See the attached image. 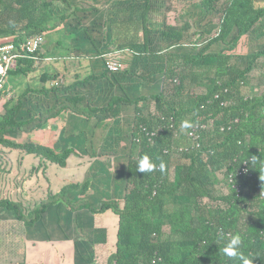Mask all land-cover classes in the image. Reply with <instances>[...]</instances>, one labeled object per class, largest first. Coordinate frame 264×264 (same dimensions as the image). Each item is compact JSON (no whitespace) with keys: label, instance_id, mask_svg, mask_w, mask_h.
Returning <instances> with one entry per match:
<instances>
[{"label":"trees","instance_id":"16d2710c","mask_svg":"<svg viewBox=\"0 0 264 264\" xmlns=\"http://www.w3.org/2000/svg\"><path fill=\"white\" fill-rule=\"evenodd\" d=\"M44 34L39 65L20 59L9 76L26 77L46 61H60L63 73L43 65L34 87L0 98V209L23 228L61 204L111 213L110 238L95 230L89 247H74L81 264H240L220 251L236 232L244 254L264 264V0H0V39ZM111 52L122 70L105 68ZM83 58L89 71L68 81V63ZM155 83L157 92L141 93ZM65 113L119 119L120 197L91 204L89 181L51 191L47 167L64 168L73 149L24 135ZM184 121L192 126L182 129ZM195 127L198 148L187 136ZM145 153L166 171H136ZM24 194L28 206L19 203Z\"/></svg>","mask_w":264,"mask_h":264},{"label":"rangeland","instance_id":"374dc122","mask_svg":"<svg viewBox=\"0 0 264 264\" xmlns=\"http://www.w3.org/2000/svg\"><path fill=\"white\" fill-rule=\"evenodd\" d=\"M51 35L55 39L60 34ZM49 36L50 34L43 35V48L47 46ZM50 64L63 73V66L60 61H46L26 77L11 74L8 78V84L15 92L27 86L34 87L33 77L38 75L43 65ZM67 70L69 71L67 74L68 81L74 72L83 77L89 71L88 61L83 58L79 61L69 62ZM158 86L156 83L153 86H147L141 90V93H155L158 91ZM131 110V108H126L119 116L122 122L121 126L124 127L123 130L131 118ZM114 118L116 119V117ZM118 121L110 119L105 123H97L94 119L84 121L78 116L65 113L48 128L46 127L37 133L24 135V139L33 142L43 141L54 147L56 151L58 150L57 152L64 146L73 149V153L68 157L64 168L59 166L47 167L46 175L51 191L56 192L62 186L72 182L89 181L86 199L91 204L96 205L99 201L120 197L125 171L123 147L126 140L125 132L120 131L119 126L116 125ZM127 137L126 134V139ZM98 138L101 146L97 144ZM92 139L95 145L91 143L90 146ZM113 143L118 147L114 146ZM34 176L35 180L37 177ZM38 176L41 177V174L38 173ZM39 185L42 191L46 190L47 187L44 188L43 184ZM8 187L10 186L8 185ZM22 199H19L20 205L28 206L27 203L32 198L24 194ZM48 214L37 226L34 228L26 227V229L23 228L21 222L12 218L5 209H0V227L10 229L11 237H18L13 241L12 239L8 242L0 241V256H2L0 260L4 259L0 262L3 264H81L73 256L74 247L77 246L80 250L84 246L89 247L92 243L88 242L89 233L92 234L95 230H104L108 235L107 238L113 234L115 219L109 212L93 215L87 211H71L61 204L58 206V210L53 211L51 209ZM29 238L34 240L33 243H25ZM7 255L10 257L9 260L6 258Z\"/></svg>","mask_w":264,"mask_h":264},{"label":"built area","instance_id":"2783aa9c","mask_svg":"<svg viewBox=\"0 0 264 264\" xmlns=\"http://www.w3.org/2000/svg\"><path fill=\"white\" fill-rule=\"evenodd\" d=\"M43 36L32 35L26 39L15 42L12 38L0 39V98L10 99L13 96L11 86L8 84L9 74L14 72L20 59L30 58L34 66L39 65L38 58L34 55L43 50ZM105 68L110 72L123 69L119 52H111L103 55ZM197 127L191 129L187 136L193 141L192 148H198ZM240 174V172H238Z\"/></svg>","mask_w":264,"mask_h":264},{"label":"clouds","instance_id":"9594fccd","mask_svg":"<svg viewBox=\"0 0 264 264\" xmlns=\"http://www.w3.org/2000/svg\"><path fill=\"white\" fill-rule=\"evenodd\" d=\"M192 125L188 121H184L181 124L182 129H188ZM159 159V165L157 166L156 160ZM167 165L163 159L159 157L153 158L145 153L137 162L136 171L140 173H151L155 170L164 173ZM244 243V237L241 233L236 232L232 234L228 239L226 245L220 249L224 256L238 260L240 264H253V257L246 256L241 250Z\"/></svg>","mask_w":264,"mask_h":264},{"label":"crops","instance_id":"0c3cea01","mask_svg":"<svg viewBox=\"0 0 264 264\" xmlns=\"http://www.w3.org/2000/svg\"><path fill=\"white\" fill-rule=\"evenodd\" d=\"M17 238L18 237H11V230L10 229L0 227V241L1 242H8L10 239H12V241H13V239H17ZM33 241H34L33 239L29 238V240H26L25 243H33ZM0 257H2V256H0ZM6 258L9 260L10 257L7 255ZM2 260H4V259H2ZM2 260H0V261H2ZM0 264H3V262H0Z\"/></svg>","mask_w":264,"mask_h":264}]
</instances>
